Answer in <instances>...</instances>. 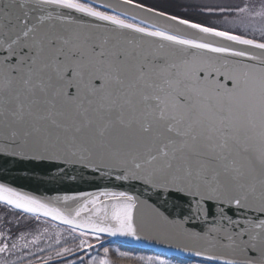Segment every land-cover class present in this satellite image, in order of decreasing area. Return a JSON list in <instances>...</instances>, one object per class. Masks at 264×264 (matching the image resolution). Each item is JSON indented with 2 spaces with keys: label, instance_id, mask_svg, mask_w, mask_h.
I'll use <instances>...</instances> for the list:
<instances>
[{
  "label": "snow or ice",
  "instance_id": "6c2138e0",
  "mask_svg": "<svg viewBox=\"0 0 264 264\" xmlns=\"http://www.w3.org/2000/svg\"><path fill=\"white\" fill-rule=\"evenodd\" d=\"M200 11L222 19L142 0H0V161L142 186L38 197L0 183V202L37 225L11 243L0 231V264H112L107 247L90 255L105 236L264 264V2Z\"/></svg>",
  "mask_w": 264,
  "mask_h": 264
},
{
  "label": "water",
  "instance_id": "95a60500",
  "mask_svg": "<svg viewBox=\"0 0 264 264\" xmlns=\"http://www.w3.org/2000/svg\"><path fill=\"white\" fill-rule=\"evenodd\" d=\"M100 3H115L116 0H99ZM49 162L24 161L22 163L0 161V183H6L17 190L38 197L71 194L74 192H95L102 189L118 191H140L142 186L136 181H117L107 176H102L91 169H83L79 166L67 167L63 175L56 168H49ZM61 167H63L61 165ZM75 177V180L70 177ZM58 223V222H56ZM106 241H118L121 243L142 247L166 257H183L203 260L176 247L175 243H162L156 239H141L136 241L122 236H105ZM104 242V243H105ZM80 254V253H78ZM72 258V257H71ZM61 261H53L57 263Z\"/></svg>",
  "mask_w": 264,
  "mask_h": 264
},
{
  "label": "trees",
  "instance_id": "16d2710c",
  "mask_svg": "<svg viewBox=\"0 0 264 264\" xmlns=\"http://www.w3.org/2000/svg\"><path fill=\"white\" fill-rule=\"evenodd\" d=\"M142 2L146 3L149 6H155L161 10H167L171 14H180L185 17L192 18L198 22H212L222 19L219 16H207L201 13V6L179 4L175 0H142ZM257 2H259V0ZM262 2H264V0L261 1V3ZM250 5H254V3L251 2ZM248 35L253 36L252 33H249ZM18 219L21 221V226L19 227L16 224V221ZM44 226L45 225L43 224L39 225V227ZM36 227V222L27 217L26 214H23L22 212H20V210L10 208L9 206H6L5 204H2L0 202V231H4L9 236V243H11L12 239L18 236L20 232L34 231ZM54 231L55 229H50V232L54 233ZM28 239L31 240V236H29ZM39 246L44 247V244L41 243ZM105 247L109 248L110 250L109 259L113 264H141L140 258H144L145 260H147L149 257H160L167 259L169 261V264H205V261L198 259H186L181 257L167 258L162 255H158L150 250L127 246L119 242H111L104 246H101L99 248V251H102ZM31 250L35 252L36 247L33 246ZM19 254L20 253H17V255ZM46 254L47 253H38V255L41 256ZM100 256H103V251L100 253ZM7 258L10 260L15 259L14 256H8ZM87 258L88 257H85L86 260ZM71 259L75 260L76 257L74 256ZM53 264H63V261Z\"/></svg>",
  "mask_w": 264,
  "mask_h": 264
},
{
  "label": "rangeland",
  "instance_id": "374dc122",
  "mask_svg": "<svg viewBox=\"0 0 264 264\" xmlns=\"http://www.w3.org/2000/svg\"><path fill=\"white\" fill-rule=\"evenodd\" d=\"M175 1H177L179 4L196 5V6H201V7H204V6L235 7V6H242L245 2H247L249 4H251V2H252V3H254V6L259 7V5L261 4V1H263V0H259V2H257L258 0H175ZM216 21H218V20H216ZM221 26L223 27L224 25H221ZM254 26L256 28H260L261 26H264V21L256 20L254 22ZM237 31H241V29L238 28ZM249 33H252V32L249 30L247 32V34H249ZM253 35H255L256 38H259L260 33H259V31H257ZM102 251H99V249H98V250L92 252L90 255L91 256H100V253Z\"/></svg>",
  "mask_w": 264,
  "mask_h": 264
},
{
  "label": "bare ground",
  "instance_id": "6f19581e",
  "mask_svg": "<svg viewBox=\"0 0 264 264\" xmlns=\"http://www.w3.org/2000/svg\"><path fill=\"white\" fill-rule=\"evenodd\" d=\"M142 248V247H141Z\"/></svg>",
  "mask_w": 264,
  "mask_h": 264
}]
</instances>
